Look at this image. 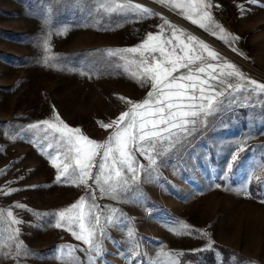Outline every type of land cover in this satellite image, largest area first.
Segmentation results:
<instances>
[{
	"label": "rangeland",
	"instance_id": "1",
	"mask_svg": "<svg viewBox=\"0 0 264 264\" xmlns=\"http://www.w3.org/2000/svg\"><path fill=\"white\" fill-rule=\"evenodd\" d=\"M108 2L0 0V264H264V93L252 92L247 82L264 84V0H213L211 14L219 27L208 32L156 0H127L151 15L107 13L102 5ZM165 20L219 54V61L208 63L226 62L243 74L228 76L232 69L224 67L226 83L219 87L234 103L202 115L186 141L153 154L155 165L133 148L134 184L127 167L113 168L111 160L100 184L88 180L94 201L83 184H57L49 155L58 156L63 167L59 135L46 125L39 130L28 125L49 121L106 143L116 130L113 122L150 91V84L133 75L141 73L139 53L123 50L142 44L149 33L160 34L161 25V39L170 37ZM228 83L234 87L228 89ZM237 148L243 149L239 161L226 172ZM109 176L110 183L127 178L132 191L113 200L101 191ZM81 197L86 200L73 210L77 215L86 216L95 203V214L118 221L107 228L99 257L81 251L89 245L76 240L67 225L52 226L53 214ZM18 243L28 255L16 256Z\"/></svg>",
	"mask_w": 264,
	"mask_h": 264
},
{
	"label": "snow or ice",
	"instance_id": "2",
	"mask_svg": "<svg viewBox=\"0 0 264 264\" xmlns=\"http://www.w3.org/2000/svg\"><path fill=\"white\" fill-rule=\"evenodd\" d=\"M113 3L115 7L112 6ZM156 3L177 11L183 18L205 32H208L210 28L219 27L211 14V9L215 7L213 0H156ZM102 6L107 13L124 14L136 10L139 13L152 14L141 4L132 5L127 0H120V2L109 0ZM164 24L172 29L170 37L161 39L163 35V25H161L160 34L149 33L142 44L123 50L127 53H139L138 64L141 73H133V75L138 80L150 84V91L142 103L132 105L129 111L121 114L118 121L113 122L116 130L106 143L96 144L87 137L75 135L80 132L79 129H69L66 125L61 128L49 121L28 125L29 129L37 130L41 125H46L47 129L59 135L57 143L65 149L63 167L56 163L58 156L49 155L52 166L57 171V184L76 186L83 184L89 188L88 198L94 201L96 197L91 192L88 180L91 179L94 183L100 184L103 169L109 160L113 168L118 165L126 166L128 172L131 173V183L134 184L137 181L138 169L134 167L136 158L133 148L141 155L147 156L150 166L155 165V156L165 154L191 136L201 122L202 115L220 111L226 103H234L230 99L231 93L226 96V90L219 87L226 83L224 79H221L225 76L224 67L232 69L227 73L228 76L239 75L244 78L243 74L226 62L208 63V60L219 61V54L202 40L171 25L169 21L165 20ZM220 32L223 34L224 29L220 28ZM210 34L216 35L215 31ZM44 39L45 50H47V36ZM155 53H159V56ZM109 55L114 56L116 53H109ZM182 68L187 69V72L174 75ZM247 82L254 86L252 92L259 89L261 93H264V84H259L254 80ZM233 87L231 83L227 84L228 89ZM104 127H111V125H104ZM44 139H48V136ZM240 151L243 149L237 148L233 152L226 172H230L238 163V152ZM72 153L74 155H71ZM97 156L101 157L99 163L96 161ZM70 160L74 163H69ZM94 167L100 168L101 172L94 175L92 172ZM145 174L150 175L147 170ZM120 175L121 171L117 170L116 176ZM110 179V176L103 179V183L108 187L106 190L102 188L101 191H106L113 200H119L127 192L132 191L127 178L115 183H110ZM85 200L86 197H81L70 208L54 213L52 226L62 228L67 225V230L71 231L76 240L89 245L88 249H81V251L94 252L95 256L99 257L103 251L101 241L107 237V228L118 221L114 215L104 216L103 212L95 214L93 210L99 207L95 203L89 205L86 216L82 212L77 215L73 210L81 209ZM112 211L115 213L117 210ZM60 252L61 249L58 248L57 259L61 258ZM26 255H28L26 249L18 243L16 256Z\"/></svg>",
	"mask_w": 264,
	"mask_h": 264
},
{
	"label": "bare ground",
	"instance_id": "3",
	"mask_svg": "<svg viewBox=\"0 0 264 264\" xmlns=\"http://www.w3.org/2000/svg\"><path fill=\"white\" fill-rule=\"evenodd\" d=\"M179 24L183 25L184 27H186L189 31H192L193 33L195 32V34L200 37V38H203L205 39L206 41H208L210 44H213V45H216V46H219L215 41H213L212 39H209L208 37L204 36L202 33L196 31L195 29H193L192 27H190L189 25H187L186 23H183L182 21H178Z\"/></svg>",
	"mask_w": 264,
	"mask_h": 264
},
{
	"label": "trees",
	"instance_id": "4",
	"mask_svg": "<svg viewBox=\"0 0 264 264\" xmlns=\"http://www.w3.org/2000/svg\"><path fill=\"white\" fill-rule=\"evenodd\" d=\"M240 259H244V258H241V257H239ZM226 262H228V261H226Z\"/></svg>",
	"mask_w": 264,
	"mask_h": 264
},
{
	"label": "crops",
	"instance_id": "5",
	"mask_svg": "<svg viewBox=\"0 0 264 264\" xmlns=\"http://www.w3.org/2000/svg\"><path fill=\"white\" fill-rule=\"evenodd\" d=\"M207 37V36H206ZM203 39V38H202ZM210 39V38H209ZM205 40V39H204ZM208 42V41H207Z\"/></svg>",
	"mask_w": 264,
	"mask_h": 264
}]
</instances>
